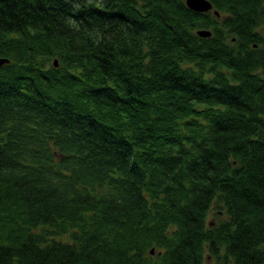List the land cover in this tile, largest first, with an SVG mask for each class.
Segmentation results:
<instances>
[{
	"label": "trees",
	"instance_id": "16d2710c",
	"mask_svg": "<svg viewBox=\"0 0 264 264\" xmlns=\"http://www.w3.org/2000/svg\"><path fill=\"white\" fill-rule=\"evenodd\" d=\"M208 1L0 0V264H264V0Z\"/></svg>",
	"mask_w": 264,
	"mask_h": 264
},
{
	"label": "water",
	"instance_id": "95a60500",
	"mask_svg": "<svg viewBox=\"0 0 264 264\" xmlns=\"http://www.w3.org/2000/svg\"><path fill=\"white\" fill-rule=\"evenodd\" d=\"M185 5L195 12H206L211 9V3L208 0H185ZM213 13L218 15L216 10H214ZM196 33L201 37H207L210 35V31L205 29L197 30ZM8 61V59L0 57V66ZM53 63L55 66L57 65L56 59H54ZM150 253H153V249L150 250Z\"/></svg>",
	"mask_w": 264,
	"mask_h": 264
},
{
	"label": "rangeland",
	"instance_id": "374dc122",
	"mask_svg": "<svg viewBox=\"0 0 264 264\" xmlns=\"http://www.w3.org/2000/svg\"><path fill=\"white\" fill-rule=\"evenodd\" d=\"M212 214H213V210H210V212H209V214H208V216H207V221H211V220L213 219ZM208 260H209V262H212V261H213L212 258H210V259H208Z\"/></svg>",
	"mask_w": 264,
	"mask_h": 264
}]
</instances>
